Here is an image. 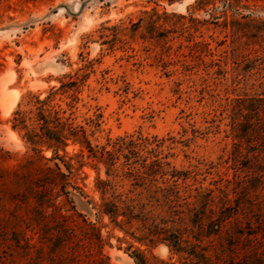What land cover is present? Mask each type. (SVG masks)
<instances>
[{
    "label": "rangeland",
    "instance_id": "rangeland-1",
    "mask_svg": "<svg viewBox=\"0 0 264 264\" xmlns=\"http://www.w3.org/2000/svg\"><path fill=\"white\" fill-rule=\"evenodd\" d=\"M246 97L264 98V0H0V264H256L171 249L164 198L178 181L264 221V144L233 158ZM55 111L85 135L34 146L25 124ZM84 136L97 153L132 136L141 159L125 145L108 175Z\"/></svg>",
    "mask_w": 264,
    "mask_h": 264
},
{
    "label": "trees",
    "instance_id": "trees-1",
    "mask_svg": "<svg viewBox=\"0 0 264 264\" xmlns=\"http://www.w3.org/2000/svg\"><path fill=\"white\" fill-rule=\"evenodd\" d=\"M36 103L43 105L44 101L36 98ZM54 113L56 116H52L51 121L43 113H40L39 120L43 122L40 127L43 130L41 134L36 128L29 130L25 124L24 128L27 129L28 139L31 144L37 146L38 142L43 139L49 142L51 147H66L68 140L72 136L79 138V133L85 135V131L81 127L69 122H61L58 112L55 111ZM16 115L18 117L19 115L21 116V118L17 119L18 123L26 121V119H23L22 113L17 112ZM231 130L237 148L233 153V158L236 161H240L243 156V143L250 144V149L256 148L259 140L264 144V98L246 97L239 99L236 110H234ZM83 138L94 158L108 167V175L116 162L124 155L125 145H128L129 148L128 154L124 155L127 160L135 158L136 161H139L141 159V152L143 151L136 148V143L132 136L118 138L114 142L112 150L102 149L100 153L94 152L86 137L84 136ZM129 138L130 140L127 142ZM38 156L40 157V155ZM256 157L258 158L259 156L256 155ZM42 158L44 157L41 156L39 159ZM157 160L154 162L159 163ZM151 166L148 163H142L140 169L132 167L130 174L138 187H145L150 192L153 189V194L155 195L156 191L154 188L157 183V174L141 171L142 169L150 171ZM56 168L60 171L58 164H56ZM176 174L182 176L180 171H176ZM171 186L174 192L164 198L166 202L173 203L181 209L177 220L172 223V232L169 235L172 236V239H170L171 249H174L177 253L186 254L191 257V261L196 258L200 260L199 258H205L203 256L206 255L220 257L223 253H230L229 257L233 259L234 257L244 258L247 261L248 259H256V264H264V221L259 220L253 223L252 219H248V214L242 209L244 205H237V208L233 211L229 209L227 212L228 208L226 206H231L229 203L232 201L230 196L219 198L214 190L204 189L203 187L196 189V194L193 195V191L188 189V185L183 187L178 181H175ZM81 198H83L81 194L74 196V199L79 200ZM151 198L154 199L155 196ZM193 199H195L194 202L192 201ZM81 203L83 204V202ZM112 205L113 210L118 212V203L114 202ZM198 207L201 208V212L194 213ZM192 215L199 217L196 223L191 221ZM87 220L86 218L84 223L91 225V223H87ZM191 238H194V240L192 241ZM198 250H203V253H198Z\"/></svg>",
    "mask_w": 264,
    "mask_h": 264
},
{
    "label": "bare ground",
    "instance_id": "bare-ground-1",
    "mask_svg": "<svg viewBox=\"0 0 264 264\" xmlns=\"http://www.w3.org/2000/svg\"><path fill=\"white\" fill-rule=\"evenodd\" d=\"M13 102V101H12ZM13 104H14V102H13ZM13 106V105H12Z\"/></svg>",
    "mask_w": 264,
    "mask_h": 264
}]
</instances>
